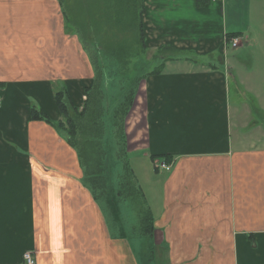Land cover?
<instances>
[{
    "label": "crops",
    "instance_id": "0c3cea01",
    "mask_svg": "<svg viewBox=\"0 0 264 264\" xmlns=\"http://www.w3.org/2000/svg\"><path fill=\"white\" fill-rule=\"evenodd\" d=\"M143 4L150 30L157 35L159 26L164 41L196 58H168L139 78L121 136H109L116 155L117 145L141 151L147 173L148 159L154 171L164 155L170 165L156 200L133 170L150 220L144 229L139 215L132 234L148 264H264V43L243 51L239 69L218 46L227 33L248 46L264 35V0ZM60 9V0H0V264H25L26 251L35 264H109V242L110 264H118V237L102 229L100 214L108 207L116 219L117 201L127 199L92 190L64 133L29 115L35 107L61 119L54 92L66 88L78 106L92 82L87 53ZM107 91L103 101L114 105Z\"/></svg>",
    "mask_w": 264,
    "mask_h": 264
},
{
    "label": "rangeland",
    "instance_id": "374dc122",
    "mask_svg": "<svg viewBox=\"0 0 264 264\" xmlns=\"http://www.w3.org/2000/svg\"><path fill=\"white\" fill-rule=\"evenodd\" d=\"M60 7L61 10L66 11L67 14V21L64 22L67 27V30H74L73 27H71L70 22L72 19L71 14L73 12L76 13V16H78L79 19H82L85 16L86 10L84 9L86 5L89 6V4H94L99 6L97 8V13L103 14L102 18H104V12L106 11L107 6H109V3L102 2V0H60ZM111 9L108 14L109 18L114 17V8L112 2L110 3ZM144 5V4H143ZM142 5V15H141V8L137 10V14L139 13V18L137 17L136 21V26L137 28L130 29L129 27H126L125 29L116 30V29H105V28H100V31H96L93 34L92 28H88V32L86 34V39H82L84 41L85 47H82L85 52L87 53V56L89 58L88 61H90L93 69V78H96V85L97 89L91 91L86 99L85 102H88L87 105H83L82 103H79L78 105V111L83 110V107L85 108L86 111L82 112L83 115L81 116V119L79 121V128L77 127V136L82 137V133L87 132L86 134L83 135V139L90 138L91 133L93 132L95 134L98 133V136L100 134V129L101 126L103 128L102 131V137L101 139V148H102V171L101 174L103 177H106L107 179V187L105 189V194H111L113 193V196L117 194L116 192L118 191V185H116L117 181H122V179H130L132 176V172L134 170L135 175L137 176L138 170H140V177H141V188L143 189L145 196L151 198L153 200L158 199L155 195V187L158 185V177L162 176L164 177L167 173L164 169L158 168L157 165L156 168L158 169L157 171H154L152 168L151 162H149V159L147 160L148 164L150 165L151 172L147 173L143 169L144 163L143 158L138 159L141 156V151L137 152L132 150L131 146H127V148L123 149L124 152L121 153L120 150H118V145L115 150L118 151L117 155L115 154L114 151L110 150L108 148V141H109V136L112 134H115L114 132L116 131V128H114V120L112 117V114H114V110L118 109L114 108L115 104H106L104 99L105 95V90L108 89L106 96L109 97V99H114L116 98V93L118 90L121 92H126L128 93L130 87L132 84L136 83V80L138 77L143 76L145 73H147L149 70H159L163 67V64H165L163 61L166 59H171V58H178V57H184L186 61L194 60L196 57H194L193 51L190 52H179L174 49L172 45H170L169 41H164L163 37L165 36V33L160 30V27L157 26L159 29L158 34L156 35L155 32L153 33V29L150 30L148 27V24H151L150 21L147 19L148 18V8L144 7ZM141 15V16H140ZM97 16V15H96ZM141 17V19H140ZM140 19V20H139ZM87 22V21H85ZM141 23L142 28L144 27V37L145 41L143 42L144 46H140L141 44L139 43V35L138 33V24ZM227 26H229L227 24ZM244 26V23H238L235 25H232V27L235 28H242ZM156 27V26H155ZM258 27L257 25L251 24V27L253 32L255 28ZM153 28V27H152ZM229 28V27H228ZM234 28V29H235ZM232 29V28H231ZM257 29V28H256ZM76 30V29H75ZM74 30L76 36H80V32H77ZM151 31V32H150ZM261 31H264L263 29ZM152 33L153 38H149V34ZM261 34H256L255 40H253V46L254 48L250 49L252 45H247V44H241L240 40L235 41L236 44L233 46L230 44L231 40H233L234 37L229 38L227 40L223 41V44L219 43V47L223 48L226 46V52L227 56H225L226 61H228V65L233 66V63H235L236 60L238 59H243L244 56L243 51L245 53L248 50H253L257 51L260 49L262 44L264 43V35ZM113 35L116 36L118 39L123 40L125 39H136L138 40V43H133L131 45L132 47L130 48L129 52L126 54V57L122 58L123 63H119L116 59V52H112L108 49H105L107 44L110 43V40L113 38ZM81 41V38H79ZM179 41V40H178ZM189 42L191 43L192 41L190 40H183L182 42ZM164 42L166 44H164ZM185 43L186 45H190L189 43ZM172 43V42H171ZM82 45V44H81ZM200 47H206L205 45L199 44ZM115 56H114V55ZM256 61L261 60L259 56H256L254 58ZM255 61V62H256ZM162 63V64H161ZM197 66L200 67L199 64V59H198ZM237 63V61H236ZM243 61H240L237 63V69L239 67L243 66ZM207 65V64H205ZM189 67H194L195 65H188ZM208 66V65H207ZM121 67V68H120ZM245 68H241L240 72L245 73L243 70ZM119 78V81H118ZM106 82V83H105ZM108 86V88H106ZM120 88H119V87ZM123 87V88H121ZM124 89V90H123ZM122 92V93H123ZM83 95V94H82ZM84 101V100H83ZM83 105V106H82ZM137 105H134V108L130 110V115L133 114L134 111L137 109ZM91 108V109H90ZM91 110V112H90ZM101 116L99 117V115ZM97 117V118H96ZM96 120V121H95ZM96 122V123H95ZM101 123V124H100ZM101 126H100V125ZM119 129V128H118ZM263 129V127H262ZM87 130V131H86ZM133 133V124L129 126V132H128V140L129 143H131V139L129 136H132ZM94 134L92 136H94ZM115 157L116 159L114 160ZM91 164V168H93L94 164ZM110 166V167H109ZM89 171L91 172V170ZM108 169V171H107ZM100 174V175H101ZM150 176V179L148 178ZM146 178V179H143ZM100 178L95 177V185L97 186H106V183L104 184L103 180H98ZM142 179L144 181H142ZM106 181V180H105ZM126 183V192L129 194V196L132 198H129L127 200H122V201H117L118 202V209H117V214L116 219L113 218L114 216L112 215L113 213L108 210V207H103L102 209V229H105L107 234L111 237H118V247H117V257H118V264L119 262L123 264H148L147 261L145 260L144 256V250L139 246L138 242L135 240L134 235L132 234L131 227L135 226L137 224V218L139 217V212L141 215H143L144 209L142 204L144 203L143 199L141 200L143 203L141 204L135 193H132V190H137L134 186V184L131 185L129 182ZM146 184H149L148 188H150V193L146 191L147 188ZM121 186V185H120ZM108 190V191H107ZM101 191V190H98ZM97 191V192H98ZM115 193V194H114ZM133 194V195H132ZM132 195V196H131ZM112 197V196H111ZM135 197V198H134ZM134 198V199H133ZM114 200V199H112ZM138 202V206H137ZM142 218L144 219L145 216ZM115 219V220H114ZM116 226V230L115 227ZM145 226V225H143ZM141 226V227H143ZM148 225L144 227V229L147 228ZM125 229V230H124ZM129 229V230H128ZM119 230V231H118ZM112 243H108V261L110 264V261L114 259L115 254L113 253L115 248L114 245H111ZM152 245V244H151ZM147 251L148 249L145 248ZM111 254L113 255L111 257ZM122 259L120 260V258ZM165 259L159 258V261L154 263L152 261L151 264H165Z\"/></svg>",
    "mask_w": 264,
    "mask_h": 264
},
{
    "label": "trees",
    "instance_id": "16d2710c",
    "mask_svg": "<svg viewBox=\"0 0 264 264\" xmlns=\"http://www.w3.org/2000/svg\"><path fill=\"white\" fill-rule=\"evenodd\" d=\"M106 3H109V6L105 7L107 12H104V18H102L103 14H99L97 13V8H99V6L94 5V4H89L86 5V7L84 8L86 10L85 12V16L82 19H79L78 16H76V13L73 12L71 14V21L67 22V23H71V27H73V29L77 30L78 32H80V36L79 38H81L80 43L82 44V47H85L84 45V41H82V39H86V34L88 32V28H92L93 30V34L96 31H100V28H111V29H116V30H121V29H125L126 27H129L130 29H134L137 28L136 26V19L137 17L139 18V13L137 14V10L138 8L141 10V15H142V5H143V1L144 0H105ZM200 1V0H199ZM102 2H104V0H102ZM112 2L113 7L114 8V17L109 18L108 14L110 12V3ZM61 3V2H60ZM61 10V9H60ZM62 15L65 19V22L67 21V14L66 11L61 10ZM97 15V16H96ZM140 15V16H141ZM141 19V17H140ZM139 19V20H140ZM87 21V22H85ZM73 30V31H74ZM75 30V31H76ZM96 30V31H95ZM76 31V32H77ZM144 27L142 28L141 23L138 24V34L139 35V43L141 44L140 46H142L145 41V37H144ZM78 34V33H76ZM95 36V35H94ZM236 36L235 33H227L226 34V39L229 40V38ZM133 43H138L137 38L136 39H125L123 38V40L118 39L116 36L113 35V38L110 40V43L107 44L105 49H108L112 52H116V59L119 63H123L121 60L122 58L126 57V54L129 52L130 48L132 47L131 45H133ZM144 46V45H143ZM142 46V47H143ZM114 55V54H113ZM115 56V55H114ZM121 68V67H120ZM159 72L158 70H152L151 72H147L145 73L143 76L150 74V73H157ZM142 76L138 77L137 80L139 78H141ZM96 78H92V82L90 83L89 86L84 87L83 92H84V96L85 98L83 99V105H87L88 102H85L89 93L91 91L96 90L97 86L96 85ZM136 80V81H137ZM2 86V83H0V87ZM135 85L132 84V86L130 87L128 93L126 92H121L117 98H115V100L113 101L115 104L114 108H117L116 110H114V114H112L113 120H114V128H116V131L114 132L115 134H120L121 132V123L122 120L124 118V116L127 114V110L130 108L131 106V102H132V96L134 95V87ZM123 88V87H122ZM124 90V89H123ZM71 98L69 97L66 88L61 87L59 90L54 92V101L57 105V108L59 110V114L61 115V119L57 120V121H53L51 120L46 114H44L43 111L36 109L35 107L30 109V113L29 115L31 116V119H35V120H41L44 121L45 123L51 125L52 127H54L57 131L59 132H63L65 139L67 141V143L75 150L74 152H76L77 154V159L79 161V165H81L82 169H83V174L85 175L84 177L87 178V180H89V182L91 183V187L92 190L98 191L100 193H103L105 189V187H107V179L106 177H103V175L101 174L102 171V148H101V138L102 137V131L103 128L101 126L100 129V134L98 136V133L95 132V134L92 132L90 135V138L87 139H83V135L86 134L87 132L82 133V137L80 138V136H77V127L79 128V121L81 119V116L83 115L82 112L86 111L85 108L83 107V110H80V112L78 111V106L75 105L73 103L72 100H70ZM82 105V106H83ZM91 109V108H90ZM91 112V110H90ZM101 116V114L99 115V117ZM97 118V117H96ZM96 121V120H95ZM96 123V122H95ZM119 128V129H118ZM87 131V130H86ZM121 136V134L119 135V137ZM163 157V161L167 162L168 158H166V155L162 156ZM94 164L93 168L90 169L91 164ZM89 169L91 170V172L89 171ZM108 171V169H107ZM109 172V171H108ZM101 174V175H100ZM95 177L100 178L98 180H103L104 184L106 183V186L102 187V186H97L95 185ZM101 180V181H102ZM106 180V181H105ZM132 183V177L130 179H122V181L119 182V188L116 194V198H123V199H129L131 198L129 196V194L126 192V189L124 187H126V183H128V181ZM121 185V186H120ZM132 193H135L138 197L139 201L141 204L143 203L142 197L141 195L138 194L137 190H132ZM133 195V194H132ZM131 195V196H132ZM112 198V197H111ZM135 198V197H134ZM133 198V199H134ZM132 199V198H131ZM137 206H138V202H137ZM144 212L143 215L140 214V212L138 213L140 215V220H141V224L146 223L150 220V216L148 214V211L145 209V206L142 204ZM142 216L145 218L143 219ZM143 226V227H145Z\"/></svg>",
    "mask_w": 264,
    "mask_h": 264
},
{
    "label": "built area",
    "instance_id": "2783aa9c",
    "mask_svg": "<svg viewBox=\"0 0 264 264\" xmlns=\"http://www.w3.org/2000/svg\"><path fill=\"white\" fill-rule=\"evenodd\" d=\"M237 38H233V40H231L230 44H232L233 46L236 44L235 41H237ZM157 165L158 168L164 169V170H169L170 169V165L167 164L165 161H156L155 163ZM31 252L26 251L24 253V255L22 256L24 258L25 264H35V261L33 259V257H31Z\"/></svg>",
    "mask_w": 264,
    "mask_h": 264
}]
</instances>
